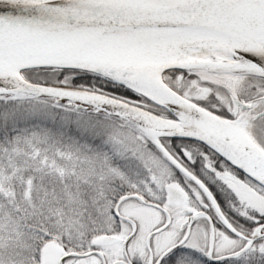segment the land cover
Segmentation results:
<instances>
[{"label": "water", "instance_id": "water-1", "mask_svg": "<svg viewBox=\"0 0 264 264\" xmlns=\"http://www.w3.org/2000/svg\"><path fill=\"white\" fill-rule=\"evenodd\" d=\"M144 31H177L221 37L258 54L263 64H249L247 58L235 52H231L238 60L234 65L196 60L169 62L157 69L124 66L107 56L110 50L108 46L115 44L119 38ZM263 45L264 0H0V73L2 65L9 64L18 67V71L58 68L98 75L161 106L177 119L183 129L170 130L159 119L103 95L32 84L19 74L12 76L9 72L6 78L11 79L15 87L2 88L0 94L23 93L53 98L58 103L69 101L75 103L77 108L92 107L124 120L142 132L174 167L198 185L229 228L210 194L169 156L159 139L199 142L263 188L264 153L230 139L218 128V123L209 113L172 91L163 83L161 75L171 70L194 68L220 72L249 70L264 78ZM243 61L248 65L241 64ZM135 88L151 92L161 102L148 98ZM166 191L167 204L175 199L185 202L180 191L172 188ZM197 216L190 217L188 227ZM262 229L264 225L257 227L251 237L246 238L247 245L240 251L220 258H211L209 254L210 259L221 261L237 258L261 237ZM107 240L105 237L100 242Z\"/></svg>", "mask_w": 264, "mask_h": 264}, {"label": "trees", "instance_id": "trees-1", "mask_svg": "<svg viewBox=\"0 0 264 264\" xmlns=\"http://www.w3.org/2000/svg\"><path fill=\"white\" fill-rule=\"evenodd\" d=\"M66 72L76 74L70 77L67 86L116 96L152 114L168 116L165 111L144 98L92 75L57 70H37L26 75L30 78L39 77L38 81L47 80L48 83L56 84L60 74ZM49 76L53 77L54 81L49 80ZM83 79L85 84L75 83ZM44 133L52 138L46 141L54 143L56 148H70L71 158L67 166L70 168L71 165L72 168L77 161L79 172L76 170L70 174L65 173L64 158H61L58 152L54 153L46 148L45 141H34L33 138L43 136ZM172 143L175 148L169 149L171 153L191 151V146H198L200 151L208 153L209 157L203 162L205 169L197 170L196 174L201 179L211 181L207 182L209 190L224 213L230 214L237 204L230 190L223 184L214 182L213 175L217 171L238 175L264 196L263 189L204 146L188 141ZM139 148L142 159L134 153V149ZM73 149H76L77 153ZM81 152L83 154L80 157L78 153ZM87 160L97 161L89 164ZM12 167L16 168L15 176L1 173ZM188 169L193 171V168ZM161 170L165 172L164 175L159 173ZM159 178L172 181L181 179L182 176L159 158L151 143L122 121L101 113L82 112L68 105H57L47 98L0 95V218L9 223L4 229L6 233L0 231V245H3V249L10 247L9 249L15 250L16 253L20 246H28L29 250L33 251L23 262L8 258L4 264L36 263L40 258L41 244L58 237L51 232V223L64 222L67 214L71 220H78L79 223H84L82 218L85 217L89 224L81 231L85 238L82 234L79 236V245L66 243L64 246L78 253L92 250V239L107 234L102 231L101 225L109 224L110 221L113 224L114 221L109 208L104 209V201H107V207H110L125 195L151 198L153 183ZM188 186L192 187L190 183ZM49 188L57 191H48ZM73 194L80 195L81 203L74 201ZM230 203L233 205L230 206ZM6 210H9L10 215ZM3 211L10 220L2 217ZM232 220L237 221L235 218ZM91 223L93 226H100L96 229L93 226L90 228ZM0 225L3 226L1 223ZM39 233H42V236ZM86 242L90 246L82 248ZM161 264H264V240L258 241L254 248L233 260L211 262L196 251L178 249L166 256Z\"/></svg>", "mask_w": 264, "mask_h": 264}, {"label": "rangeland", "instance_id": "rangeland-1", "mask_svg": "<svg viewBox=\"0 0 264 264\" xmlns=\"http://www.w3.org/2000/svg\"><path fill=\"white\" fill-rule=\"evenodd\" d=\"M43 1H55V0H43ZM191 34V35H190ZM187 35V36H184ZM181 36H184L185 38H180ZM213 39H216L214 41ZM109 54L107 55L110 59L120 61L124 66H136L141 68H159L162 67L165 64H168L169 62H178L180 60H189L193 61L196 60V57H207V58H219L221 53L220 51H224V53L229 56V52H235L239 54L242 57H245L249 60V64L252 62L263 64L258 54L253 53L249 51L246 48H242L238 46L236 43L230 40H226L221 37L217 36H210V35H204V34H194V33H183V32H177V31H144L136 33L135 35H130V37L126 38H119L118 41H116L115 44H112L108 46ZM128 50V51H126ZM237 50V51H236ZM145 55L148 57L149 55L151 58L147 61L140 60L139 56L145 57ZM241 64L248 65L246 62H242ZM1 73H0V89L7 87V83L9 85H14V82L12 80H8L6 78L7 73H11L12 76L17 75L18 67L16 66H10L9 64L2 65ZM47 71H54V70H47ZM242 73H250L252 75H258L259 73L245 70L240 71ZM77 74H80L79 72H75ZM210 70L205 71V73H202L203 76L200 77L201 80L205 78V80H208L210 75ZM50 75V74H48ZM76 76L74 73H62L60 74V78L57 81L58 83L54 85L62 86V87H68L70 89H81L77 87H70L67 86L68 80H70L71 76ZM233 76V75H232ZM26 78H28L31 82H38L42 84H51L46 81H38L40 80L39 77L36 78H30L28 75H25ZM8 80V81H7ZM49 80L54 81L53 77L49 76ZM225 80V79H224ZM77 85L78 83H84L83 80H78V82H75ZM136 91L144 94L148 98L155 100L157 102H161V100L151 92H147L143 89H137ZM218 128L223 131L225 135H227L230 139L239 142L241 138L239 137L240 132H243L242 125L239 123L233 122L232 124H226L218 123ZM33 138V137H32ZM35 142L39 141H45L47 143V147L51 151L58 152L57 154L61 156V158H64L63 164L64 172L67 174H70V172H74L78 170V164L77 161L74 162L73 167L70 168L67 166L71 156L69 155L70 148H64L60 147L56 148L54 143H48L46 139H52L50 135L44 133L43 136H40L38 138H33ZM63 144V143H62ZM47 149V150H48ZM135 155L142 159V152L139 149H134ZM74 152L77 153L76 149H73ZM55 153V152H54ZM89 153V152H88ZM81 155L83 152L78 153ZM97 161V160H96ZM96 161L87 160V163H94ZM62 170V168H61ZM92 170H94L92 168ZM167 172V171H166ZM2 174H8L10 176L16 175V168L12 167L11 169H6L4 172H1ZM160 174L164 175L163 171L161 170L159 172ZM168 175V173H166ZM223 180H220L224 186L230 189L232 192L234 199H236L237 207L234 209H231L234 215L237 217H244L248 212L256 213V214H263L264 215V196L259 194L252 186H250L248 183L245 182V180H242L238 175L234 173H223ZM160 179V178H159ZM157 180V179H156ZM154 180V181H156ZM152 182V181H151ZM166 183L162 184L161 182L159 184L153 183L154 192L151 194L152 197L159 198L161 196H164L163 186ZM174 186L176 184H173ZM48 191L55 192L57 191L54 188H49ZM72 198L75 202L81 203L80 195L73 194ZM74 202V203H75ZM104 205V209L109 208V213L112 209L113 204L110 207H107V201ZM195 205L188 203L184 206H181L179 203L175 204L171 209V221L168 229L165 231L158 233L156 236H154L151 240L152 248L155 251L161 250L164 251L167 249L170 245H172L178 238H180L182 233V225H185V218L192 210H194ZM119 212L122 214H130V217L134 218L137 223V234L135 236V239L130 242V247H134L136 253L138 256L143 255L145 253L146 248V242H145V236L153 230L155 227L162 225L164 223V216L160 215V212L151 209L149 207H142L138 205L135 202H125L121 205L119 208ZM6 213L10 215L9 210H6ZM5 211L2 212V217L5 219H8L7 214ZM79 218L82 217L78 214ZM67 219V220H66ZM64 220V222L58 224L57 222H52L50 225L51 232L54 235H57V238H52L49 241H44L43 244H41V250H40V258L39 260L34 264H58L61 256H64V254H70L75 251L70 250V248H67L64 246V244L69 243L71 245H79V236L82 234L81 231L85 229L86 226L89 224V220L87 218L83 217L84 223H79L77 221H73L68 217ZM51 222L50 220H48ZM0 223L3 224L0 225V231H3V233H6L4 229H6V226H9V223L4 221L0 218ZM68 223H73V225H68ZM112 221H110L109 224H102L101 229L102 231L109 232L111 228L113 227V224L111 225ZM121 225L120 232L123 234H120L118 232V235H115V232H109L108 236L112 234L113 238H111L110 242H105L100 246V250L105 251L112 257V259L116 256V254L120 253L121 250V242L124 238V236L130 231V226L127 224H119ZM92 223L90 225V228L92 227ZM100 225H95L93 228H97ZM75 229H74V228ZM244 230V229H243ZM65 231V233H64ZM181 232V233H180ZM74 233V234H73ZM40 234V233H39ZM42 236V233L40 234ZM83 238H85L84 234L81 235ZM18 239L19 237L16 236ZM100 237L93 238L91 243L96 244ZM206 232L204 227L202 226V221H199L196 223V225L193 226L192 232H191V238L187 241L185 244L186 249H194L198 251H202L206 253L207 250H204V244L206 243ZM218 237V244L216 247V253H225L230 252L233 250L238 249L237 246H239L240 242L238 241H228L224 239V241H221L219 238L220 235H217ZM208 242V241H207ZM81 243V242H80ZM3 245H0V264H4L5 259L12 258L15 260H18L19 262H23L27 260L33 251L31 249L29 250L28 246H20L17 253L13 249H9L10 247H7L5 249L2 248ZM90 246V244L85 243L84 247L87 248ZM241 246V245H240ZM17 248V246H15ZM202 249V250H201ZM30 255V256H29ZM7 262V261H6ZM111 262V261H110ZM96 258H83V259H77V260H68L66 264H95ZM11 264V263H9ZM16 264V262H15Z\"/></svg>", "mask_w": 264, "mask_h": 264}, {"label": "flooded vegetation", "instance_id": "flooded-vegetation-1", "mask_svg": "<svg viewBox=\"0 0 264 264\" xmlns=\"http://www.w3.org/2000/svg\"><path fill=\"white\" fill-rule=\"evenodd\" d=\"M203 75L173 71V72L165 73L163 75V81L181 97L185 98L186 100L190 101L191 103L205 110H209L213 112L215 115H217L218 117L224 120L231 121L233 119L230 117H232L234 113H238L239 115L238 122L239 124L242 125L243 131L246 132V134L250 135L252 138L255 139H259V137L262 136L264 137V79H259V78L248 79L249 78L248 77L246 79L243 78L242 82H240L239 79L242 78L241 76L236 78H234L235 76H232L226 78V79H230L228 80L229 86H227L223 82L224 76L222 75L210 74L209 77L211 78H209L208 80H205V78L201 80L200 77L198 76H203ZM258 93H260V95L256 96ZM259 132L261 134H259ZM206 154L207 153L204 154V153L191 152L190 154H185V159L187 160L188 157L192 156L195 160H204L206 158L205 157ZM198 167L199 165H196V162L192 165V168L194 169L195 173L198 170ZM133 201H137V200L133 199ZM175 204L169 206L168 209L166 208L167 212L170 215V218H171L170 209ZM199 204H200L199 205L200 209L196 211H203L207 213L211 219L212 229L214 233L213 253L216 254L215 250L218 244L217 241L219 240L217 235H220L219 238L221 239V241H224V239H226L228 241L240 242L239 246H237L238 248L245 245V241L243 239L239 237H234L233 235L229 234L223 229V227L220 224V220H218L213 215L212 213L213 210L211 209V207L207 206L208 204L206 201L200 202ZM142 206L147 207L145 205ZM155 210L160 212V215L165 216L163 211L159 209H155ZM230 213H231L230 215L233 218L240 221V222L232 221V217L229 218L227 217V220L228 222H230L231 226L236 231L239 232L241 231L243 235L249 234L250 226L252 224H255V219L250 216H244L242 218H238L236 215L233 214V212ZM119 214L124 218L132 219V217H130V214H122V213ZM122 222L126 224L128 223L127 221H123V220ZM194 225L195 224H193V226ZM193 226L191 227V231L193 229ZM202 226L205 229L206 235H209V238L208 239L206 238L207 245L205 247L206 249H208L211 246V233H210L211 227L207 221H202ZM130 233L131 232H128L124 237V239H126ZM178 241L179 239L176 240L175 243H173V245L177 244ZM101 253L103 256V260L105 261V264H107V260L108 261L111 260L110 255H108V253L105 251ZM121 256L123 257L122 250H121V255L119 254L118 258H121ZM147 256L148 257L146 259H143L142 257L138 256L134 247H132V250L129 248L127 249L128 264H155L159 255L157 256V253H155L154 250H152V253L151 254L148 253ZM118 258L114 259L113 262H119L122 260ZM163 258L161 260H163Z\"/></svg>", "mask_w": 264, "mask_h": 264}, {"label": "bare ground", "instance_id": "bare-ground-1", "mask_svg": "<svg viewBox=\"0 0 264 264\" xmlns=\"http://www.w3.org/2000/svg\"><path fill=\"white\" fill-rule=\"evenodd\" d=\"M191 35V34H190ZM184 36H187V35H184ZM184 36H181L180 38H185ZM214 41H216V39H213ZM263 47H264V45H263ZM126 51H128V50H126ZM237 51V50H236ZM241 57V56H240ZM139 58H140V60H145V61H147V60H149L150 58H151V56L149 55L148 57L145 55V57H143V56H139ZM8 80H11V79H8ZM7 80V81H8ZM7 87H5V88H14L15 87V85H9V83H7Z\"/></svg>", "mask_w": 264, "mask_h": 264}]
</instances>
